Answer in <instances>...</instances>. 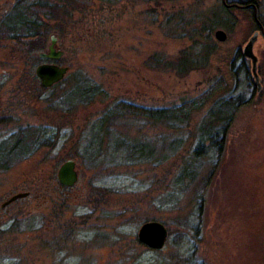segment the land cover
<instances>
[{
  "label": "rangeland",
  "instance_id": "374dc122",
  "mask_svg": "<svg viewBox=\"0 0 264 264\" xmlns=\"http://www.w3.org/2000/svg\"><path fill=\"white\" fill-rule=\"evenodd\" d=\"M221 1L90 0L69 18L53 13L39 52L55 35L57 64L68 72L43 89L34 75L39 52L27 55L13 38L19 33L7 32L17 0H0V206L29 193L0 209V264H262L264 37L253 46L261 87L252 96L238 50L257 30L238 10L230 32L212 31L204 68L180 77L146 66L151 56L171 60L189 48L194 24ZM258 13L264 20V0ZM80 88L87 92L79 104L69 97ZM204 100L171 130L137 118L101 125L118 106ZM236 104L221 131L226 121L216 122V111L228 117ZM126 144L152 153L130 159ZM66 160L78 172L70 189L57 182ZM149 221L167 230L161 250L137 241Z\"/></svg>",
  "mask_w": 264,
  "mask_h": 264
},
{
  "label": "trees",
  "instance_id": "16d2710c",
  "mask_svg": "<svg viewBox=\"0 0 264 264\" xmlns=\"http://www.w3.org/2000/svg\"><path fill=\"white\" fill-rule=\"evenodd\" d=\"M89 1L90 0H17L7 18V32L10 30L19 33V36L13 38L16 41V44L21 45L23 51L27 55L36 51L39 52L42 49V44L45 42L47 32L49 31V29H47V22L51 20L53 13H59L69 18L72 12L79 11V2L86 4ZM99 1H104L106 4H116L119 0ZM152 1L158 2V0ZM247 2V0L221 1L216 6L212 7L209 12L198 21V25L194 24L195 29H193L191 33L196 36V39L189 48L179 51L177 56L171 60H164L157 55L151 56L146 61V66L163 69L167 68L180 77L185 76L192 71H198L204 68L208 63L209 56L214 52L215 45L212 43L211 39L212 31L216 28H223L227 32H230L236 25L235 16L233 14L235 10L247 14L252 29H258L256 22H259L264 26V20L258 13L259 0L249 1L252 2L255 9H237L234 7V5H246ZM196 30H198V32ZM194 50L195 52H193ZM35 58L37 61H40L37 56ZM58 85L59 83L51 88H56ZM86 92L87 90L84 88L76 89L69 98L73 101V99H78L76 96L79 97L80 101H76L80 104V102H84L80 95L86 96ZM204 103L205 100L198 104L196 101H186L169 108L155 110L137 106H118L102 116L101 125L104 121L137 118L140 121L162 126L171 130L187 121L191 113L200 110ZM221 108L215 113V121H226L221 130L224 131L232 117L231 113L228 117H224ZM234 110L236 111L237 108ZM98 131L100 132L101 130L98 129ZM203 132H207L206 128ZM30 149L31 148L27 147L24 151H29ZM125 150L130 159L138 160L148 159L152 153L150 147L141 144H126ZM188 180H191V178Z\"/></svg>",
  "mask_w": 264,
  "mask_h": 264
},
{
  "label": "water",
  "instance_id": "95a60500",
  "mask_svg": "<svg viewBox=\"0 0 264 264\" xmlns=\"http://www.w3.org/2000/svg\"><path fill=\"white\" fill-rule=\"evenodd\" d=\"M224 0H222L223 2ZM235 8L240 9V5H234ZM253 9L255 6L250 5ZM255 15V14H254ZM258 32H254L248 39L246 44L242 47V55L245 59L250 60L251 74L256 85V90H260L259 77L257 75V58L253 53V46L258 37ZM216 41L222 43L226 40V34L222 30H217L214 33ZM57 38L55 35L49 37V45L46 51L37 53V58L48 63H41L35 67L34 75L43 89H49L52 86L60 83L66 76L68 68L59 66L57 62L62 58L63 52L57 49ZM78 180V172L74 160H66L63 162L57 171V182L60 187L65 189L73 188ZM29 196L28 192L17 193L10 196L2 205L0 209H4L13 202L19 199H24ZM137 241L140 245L150 250H161L166 242L167 230L159 222L149 221L142 224L136 235Z\"/></svg>",
  "mask_w": 264,
  "mask_h": 264
},
{
  "label": "flooded vegetation",
  "instance_id": "af4514ba",
  "mask_svg": "<svg viewBox=\"0 0 264 264\" xmlns=\"http://www.w3.org/2000/svg\"><path fill=\"white\" fill-rule=\"evenodd\" d=\"M247 1L248 2H247L246 5H240V7L241 8H244V9H247V8H250L251 9L252 7H250V5L252 4V2H249L251 0H247ZM256 25L258 26L257 32L259 33V37H264V26L261 25L259 22H256ZM238 54L241 57V59H242V61H243L244 64H246L245 62H248V67H247L246 72L249 73V76L248 77L250 78V81L248 83V86H251V96H252L254 94L253 91L257 92V90H256V85H255V83L253 81V78H252V74H251V63H250V60L245 59L243 57L241 48L238 50ZM39 62H40L39 64H41V63H48L49 61L40 60ZM257 74H258V71H257ZM242 104L244 105V102ZM242 104H236V105L230 106L231 117L235 113V110L234 109L240 107V105H242ZM231 122H232V118H231V120H230L229 123H231ZM262 264H264V254H263V258H262Z\"/></svg>",
  "mask_w": 264,
  "mask_h": 264
}]
</instances>
